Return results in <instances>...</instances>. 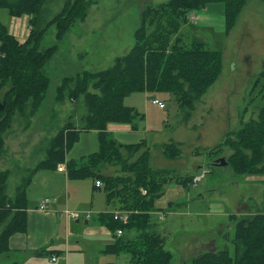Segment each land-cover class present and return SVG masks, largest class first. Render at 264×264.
<instances>
[{"label": "trees", "instance_id": "obj_1", "mask_svg": "<svg viewBox=\"0 0 264 264\" xmlns=\"http://www.w3.org/2000/svg\"><path fill=\"white\" fill-rule=\"evenodd\" d=\"M77 1L64 0L61 10L48 22L54 24L57 40L62 39L76 20L85 17L87 0ZM44 2L0 0V8H5L10 16L29 18V35L23 41L0 23V155L4 129L10 128L12 117L15 114L32 116L49 87L44 66L56 53L57 45L40 48L46 30L39 28ZM210 2L223 4L226 28L234 23L246 0H167L156 5L147 4L140 10L134 44L128 52L115 57L106 69L84 70L62 79L56 88V99L62 100L65 92L75 101L82 97L85 113L78 124L67 121L49 139L45 157L22 179L11 198L6 193L8 172H0V254L8 252L12 234L27 229L26 189L34 173L39 168L53 169L58 163L66 162L68 178L100 180L106 204L128 213L126 222L113 219L107 210L98 214V221L115 237L104 251L129 253V264H174L172 252L165 247V236L156 230L152 221L155 200L164 193L169 182L188 186L194 175L168 178L166 169L150 166L145 140L121 143L106 127L109 122H124L137 128L143 114L124 103L125 97L135 92L171 93L185 112L184 119L190 117L195 102L220 72L221 50L210 48L200 40L190 45L180 44L181 35L177 31L186 21L187 13ZM262 78L264 69L257 80ZM4 87L6 90L1 95ZM82 130L97 132L98 149L81 156L80 160L66 158ZM226 147L231 150L226 161L234 173H264V104L255 118L242 122L237 131H228L207 154L219 155ZM162 151L168 158H176L180 155L179 143L163 144ZM105 167L114 168V172L103 173ZM117 229H121L123 235L117 237ZM232 242L233 253L225 245L193 256L192 264H264V212L236 220Z\"/></svg>", "mask_w": 264, "mask_h": 264}, {"label": "rangeland", "instance_id": "obj_2", "mask_svg": "<svg viewBox=\"0 0 264 264\" xmlns=\"http://www.w3.org/2000/svg\"><path fill=\"white\" fill-rule=\"evenodd\" d=\"M82 1L78 0L77 3ZM164 1L167 0H87L85 17L76 20L62 39L57 40L55 26L48 22L61 10L64 0H45L43 21L39 28L46 30L40 48L55 44L57 50L44 66L49 87L37 110L30 117L15 114L10 128L6 127V133H2H9L7 137L3 135V152L0 155V172H8V197L14 196L22 179L45 157L48 141L57 130L67 121L78 124L85 113L82 97L75 101L65 92L62 100L56 99V88L61 85L62 79L84 70L95 72L111 66L115 57L128 52L134 44V30L139 25L141 8ZM215 4L221 5V2ZM195 11L187 13L186 21L177 31L181 35L178 38L180 44L190 45L199 40L206 43L203 36L207 31L197 32L198 20L193 18ZM213 17L214 20L209 23L211 33H214L213 41L206 45L221 50L220 72L195 102L190 117L184 119L185 112L171 93L135 92L126 96L124 103L135 105L134 97H138L142 105L136 103L139 105L135 106L144 114V118L136 129L130 127L127 132H111L122 143L145 140L150 166L166 169L168 178L200 176L190 184L189 197L185 202L188 209L209 211L210 214L189 215L185 222L183 216L172 215L167 210L158 212L162 213L165 220H160L157 213L152 214V221L157 224L156 230L165 236V247L173 254L174 264H192L190 256L207 250L205 244H201L205 240L219 248L227 245L230 253H233L236 220L264 212V173L239 175L228 164L212 165L216 159L226 158L230 154L228 147L221 150L219 155L207 154V150L221 141L228 131H237L242 122L255 118L264 104V78L257 80L259 72L264 69V0H246L230 27L225 28L224 20L221 29L222 13L215 11ZM0 18L4 22L6 18L9 20L5 8L0 9ZM5 90L6 87L1 95ZM154 98L162 102L163 107L151 100ZM80 133L79 139L66 153V158L80 160L81 156L98 149V134L95 130H82ZM18 141L28 143L23 148L22 157L10 161L8 159L13 152L10 146L13 147V143ZM168 142H180V155L176 158L164 155L162 145ZM38 170L47 173L52 169ZM106 170L109 174L114 172L112 167ZM36 177L34 182L29 183L31 186L26 192L27 203L29 197L35 205L39 194L48 190ZM85 179L91 180L89 177L74 180L81 182ZM93 197H99L100 209H104L105 191L101 186H95L89 194L84 209L92 216L96 215L91 210ZM129 256L127 252H107L91 245L81 253L72 254L68 264H129Z\"/></svg>", "mask_w": 264, "mask_h": 264}, {"label": "crops", "instance_id": "obj_3", "mask_svg": "<svg viewBox=\"0 0 264 264\" xmlns=\"http://www.w3.org/2000/svg\"><path fill=\"white\" fill-rule=\"evenodd\" d=\"M215 3L217 2L208 3L200 8L199 11L197 10L198 12H193V18L198 20L196 23L197 28H199L197 32L201 31L202 33L205 32V30L207 31V33L205 32V36H203L207 44L213 41L214 33H211L212 27L209 23L214 20L213 14L215 11L223 14L221 29L224 27L223 5L222 3L221 5ZM6 13L9 20L6 18L4 22L0 18V23L5 25L9 33L17 36L22 41L25 40L29 34L27 23L29 18L25 15L17 17L10 16L7 10ZM189 23L191 22L189 21ZM223 50L224 48H222V51ZM134 100L135 105H142L138 97H134ZM135 105L128 106L134 107L140 112ZM140 113L143 114L142 112ZM139 122H141V120ZM139 122L137 123V127ZM126 124L129 123L109 122L106 129L109 132L123 133L129 131L128 129L131 127V125L129 126ZM8 135L9 133L5 136L7 137ZM27 143L28 141L14 142V146H10L13 152L8 160L12 161L15 158H21L23 148ZM64 163L66 164V162ZM57 165H59V163ZM57 165L52 170L46 171L47 173H43L45 171L42 170H37L32 176L30 183L37 176V180L47 186L48 190L39 194L36 205L33 204L32 200L28 197V203L26 205L27 229L23 233H14L10 236L8 241L9 250L6 253L0 254V264H11L14 262L15 264H68L71 262L72 254L81 253L90 248L91 245H94L99 250H103L113 243L115 238L113 233L101 221H98V214L102 213L104 210L116 209H113L112 206H108L106 202L104 209H100L102 206L99 197H97V199L93 197L91 201L92 213L96 215L92 216V214H90L88 218L82 217L71 220L64 213V211L67 210H64V208L72 207L78 208L76 210L86 211L84 209L87 205L89 194L95 188V179L89 177L91 180L85 179L86 181L77 182V180L68 178L66 168L65 170H58ZM107 168L108 167L103 168L102 172L108 173L106 170ZM197 184L198 183H196L195 187ZM30 186L29 184L27 189ZM189 188L190 185L184 186L176 181L168 183L164 193L155 200L156 210L154 213L159 214L160 220L164 218L162 213L158 212H163V210H167L172 215L183 216L184 222L187 220H185V218H187L186 216L189 215L206 216L210 214L209 211L199 209L191 210L187 208L188 204L185 202V199L189 197ZM44 196L51 197L52 201L48 209L41 210L38 208V202ZM108 207L110 209H108ZM155 225L157 226L156 223ZM226 229H229V227H226ZM201 244H205L207 249L205 252L209 250L214 251L219 248L212 242H207L206 240ZM199 253L202 252H197V254ZM189 255L190 254H188V257ZM52 257H55V260H52ZM192 257L193 256H190L189 258L191 259Z\"/></svg>", "mask_w": 264, "mask_h": 264}, {"label": "built area", "instance_id": "obj_4", "mask_svg": "<svg viewBox=\"0 0 264 264\" xmlns=\"http://www.w3.org/2000/svg\"><path fill=\"white\" fill-rule=\"evenodd\" d=\"M153 102L154 103H157L160 107H162L163 106V104L159 101V100H157V99H154L153 100ZM58 169L59 170H62L63 169V165H60L59 167H58ZM95 184H96V186H99L100 185V182L98 181V180H96V182H95ZM144 191V190H143ZM50 198L49 197H43L41 200H40V202H39V208H41V209H45L46 207H47V205H48V203L50 202ZM66 214L70 217V218H72V219H74V218H76V217H78L79 216V213L77 212V211H66ZM126 214H121V213H115L114 214V218L115 219H120V220H123V221H125L126 220ZM122 233V231L120 230V229H118L117 230V234L118 235H120ZM52 259H55L54 257H52Z\"/></svg>", "mask_w": 264, "mask_h": 264}, {"label": "water", "instance_id": "obj_5", "mask_svg": "<svg viewBox=\"0 0 264 264\" xmlns=\"http://www.w3.org/2000/svg\"><path fill=\"white\" fill-rule=\"evenodd\" d=\"M214 163H216L218 165H225V164H227V161H226L225 156H223V157H220V158L216 159L214 161ZM123 238H125V237L123 236ZM129 238H130V236H127V239H129Z\"/></svg>", "mask_w": 264, "mask_h": 264}, {"label": "bare ground", "instance_id": "obj_6", "mask_svg": "<svg viewBox=\"0 0 264 264\" xmlns=\"http://www.w3.org/2000/svg\"><path fill=\"white\" fill-rule=\"evenodd\" d=\"M144 7V6H143ZM253 93V92H252Z\"/></svg>", "mask_w": 264, "mask_h": 264}]
</instances>
